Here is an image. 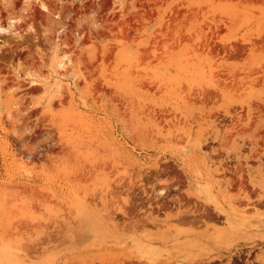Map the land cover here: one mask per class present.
<instances>
[{"label":"rangeland","instance_id":"obj_1","mask_svg":"<svg viewBox=\"0 0 264 264\" xmlns=\"http://www.w3.org/2000/svg\"><path fill=\"white\" fill-rule=\"evenodd\" d=\"M262 188L264 0H0V264H238Z\"/></svg>","mask_w":264,"mask_h":264},{"label":"flooded vegetation","instance_id":"obj_2","mask_svg":"<svg viewBox=\"0 0 264 264\" xmlns=\"http://www.w3.org/2000/svg\"><path fill=\"white\" fill-rule=\"evenodd\" d=\"M263 191H264V189H263ZM263 195H264V193L262 195H260L259 200L262 203L263 211H264V198L262 197ZM251 201H252V198H251L250 201H248L249 202L248 204H250ZM165 203L158 204L155 207H158V208L162 209V208H164ZM253 207H255V206H253V205L250 206V208H253ZM161 212L164 213V214L167 213L165 211V209H163ZM263 230H264V227H263ZM246 256H247V258H238V264H239V262H243V261H247V264H259V262H263L264 263V236L262 237V241L259 244V246H254V245H248L247 246V254H246Z\"/></svg>","mask_w":264,"mask_h":264},{"label":"bare ground","instance_id":"obj_3","mask_svg":"<svg viewBox=\"0 0 264 264\" xmlns=\"http://www.w3.org/2000/svg\"><path fill=\"white\" fill-rule=\"evenodd\" d=\"M3 30H5V29H3ZM25 68H26V67H25ZM34 69H36L38 72H40V69L38 70V67H33V68L31 67L30 71H31V70H34ZM18 70H19V73H20V72H21L20 67H19ZM22 70H23V69H22ZM24 70H25V69H24ZM26 70H27V69H26ZM26 70H25V71H26ZM38 72H37V73H38ZM29 73L31 74V72H29V70H28V74H29ZM83 126H84V125H83ZM224 212L226 213V211H223V213H224ZM226 214H228V213H226Z\"/></svg>","mask_w":264,"mask_h":264}]
</instances>
